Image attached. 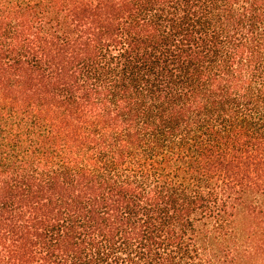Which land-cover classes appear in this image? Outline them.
Listing matches in <instances>:
<instances>
[{
  "label": "trees",
  "instance_id": "obj_1",
  "mask_svg": "<svg viewBox=\"0 0 264 264\" xmlns=\"http://www.w3.org/2000/svg\"><path fill=\"white\" fill-rule=\"evenodd\" d=\"M0 264H264V0H0Z\"/></svg>",
  "mask_w": 264,
  "mask_h": 264
}]
</instances>
